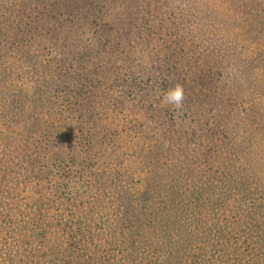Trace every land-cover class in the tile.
<instances>
[{
  "label": "trees",
  "instance_id": "trees-1",
  "mask_svg": "<svg viewBox=\"0 0 264 264\" xmlns=\"http://www.w3.org/2000/svg\"><path fill=\"white\" fill-rule=\"evenodd\" d=\"M93 1L0 0V10L13 14L17 7L29 5L45 15L47 27L54 31L49 24L55 16L81 5L87 8L86 16L94 17L96 27L106 28L99 22L108 18L106 4L118 0ZM243 1L244 8L246 4L249 7L244 9L248 16V9L262 8L257 23L263 33L264 0ZM146 2L121 3L126 10L138 14ZM231 2L234 7L242 3ZM185 12L184 21L188 23L194 13L187 8ZM116 23L119 22L110 19L107 29L115 30ZM38 30L33 27L23 32ZM135 31L144 47L150 43L145 41L151 40L149 30ZM125 41L120 37L117 44ZM184 44L179 41L177 45ZM187 46L190 47L189 42L184 48ZM139 50L142 52L143 47ZM172 50L164 62L153 63L156 70L169 73L161 88V106L152 113H142L137 124L145 139L155 141L150 145L153 148L146 163L141 158L145 151L141 146L135 150L138 159L129 163L132 169L135 164L142 172L149 168L156 173L148 178L143 174L141 190L134 189L133 173L123 166L126 151L117 143L118 132L115 137H100L103 128L109 131L108 126L95 129L82 117L78 135L69 130L66 133V118L64 131L52 133L54 121H50L45 106L51 103L44 93V99L22 92L7 97L10 110H19L12 115L14 122L26 118L27 125L23 128L25 144L16 145V155L9 145L1 150L0 264H264V65L259 79L249 68L250 77L232 88L222 78L220 69L214 70L209 64L211 70L205 69V64L196 69L189 63L188 52L183 55L181 48ZM24 51H18L19 56ZM98 52L99 48L90 47L78 57L84 68L82 75H77L78 80L94 74L88 69L89 61ZM177 56L187 70L177 71ZM215 60L211 57V62ZM129 68L111 75L108 90L120 95L107 105L104 91L97 89L106 77L97 82V92L89 103L94 120L108 119L111 112L122 114L128 106L131 114L137 116L130 121L136 126L141 100L128 98L127 92L147 77V69L144 65L135 68L132 63ZM14 74L12 66L0 67V94L6 93V80ZM176 84L191 94L180 108L164 102L165 93ZM34 87L38 86L34 83ZM82 100L83 107L87 101ZM114 101L118 106L111 108ZM114 115H109L112 124L116 123ZM179 133L185 136V142L178 141ZM195 135L199 136V143L192 147L191 137ZM36 137L45 143L33 146ZM160 137L167 143L156 144ZM172 162L180 163V169L185 171L174 178L176 184L179 181L183 186L180 193L176 189L174 196L163 193L167 174L162 171L165 163ZM67 167L73 175L65 173ZM86 184L95 188L94 192L90 189L91 199L101 198L98 205L94 200L90 210L82 209L84 202L77 205V196L69 195L73 189L76 193L81 191ZM64 197L71 200L62 201Z\"/></svg>",
  "mask_w": 264,
  "mask_h": 264
},
{
  "label": "rangeland",
  "instance_id": "rangeland-1",
  "mask_svg": "<svg viewBox=\"0 0 264 264\" xmlns=\"http://www.w3.org/2000/svg\"><path fill=\"white\" fill-rule=\"evenodd\" d=\"M94 1L96 2V0ZM145 1H147L146 4L142 6V9H139L138 14L126 10V7L122 5L124 0H118L117 3H107L105 12L108 18L99 21L100 24L106 25V28L102 29L94 25L93 16L85 15L87 8L81 5L73 10L61 12L60 16H55L49 24L55 28L54 31L47 27L48 21L45 22V15L39 10L38 12L33 11L29 5L25 6V9L17 7L13 14L0 10V67L12 66L15 68V74L6 80V93L0 94V157L3 155L1 150L4 145L11 146L16 155V145L25 144L23 128L27 125L26 118L14 122L12 115L19 110H10V105L6 104V101H10L13 94L17 92L31 94L30 97L37 99H44L41 95L44 93V96L51 103L45 106L50 114V121H54L51 127L52 133L64 131L66 125L63 118H66L69 122L66 133L73 131L75 135H78L81 128H78V125L84 122L82 117L88 119L91 122V127H95V129H102L104 125L108 126L109 131L103 128L100 137L107 136L106 139L115 137L114 134L118 132L117 143L121 149L126 151L123 166L133 173L131 185L134 189L141 190L144 175L148 178L156 175V173L149 168L146 172H142V169H136L135 164H133L135 169H132L129 163L138 159L135 150L139 146L145 148L141 158L146 163L155 141L145 139L144 134L139 132L137 124L142 119V113H152L158 105L161 106V88L164 79L166 80L169 74L159 69L157 72L154 62L159 60L161 63L164 62L165 57L171 55L172 49L181 48L183 52L180 53L183 55L188 52L190 65L197 67L196 69L202 64H205L207 70L210 69L209 65L214 67V70L220 69L218 71L223 73L222 78L232 88L245 80V77H250L249 68H251L255 78H260L264 65V32L262 33V26L257 21L259 20V11L262 8L257 6L254 10L248 9L250 15L248 16L244 10L248 6L246 4L244 8L243 0H241V4H237L235 7L231 2L232 0ZM249 3L251 6V2ZM185 8L194 13L193 19L188 23L184 21ZM110 19L119 22L116 23L118 26L115 27V30L112 29L113 31L107 29ZM139 20L140 22H138ZM28 23L32 24L30 29L35 27L40 30L29 33L23 32L29 29L25 26ZM137 29L150 31L151 40H145L150 42L145 47L136 34L135 30ZM18 32L22 33L19 34ZM113 34L117 35L116 38L112 37ZM106 37L109 39L107 40ZM120 37L126 38V41L124 44L118 45ZM179 41H185V44L183 46L177 45ZM191 41L193 43L190 44ZM188 42L190 47L184 48ZM90 47L99 48L98 54L91 56V61H89L88 69L93 70L94 74H90L89 79L80 77L78 80L77 75H82L84 71L83 64L78 62V57H81L85 49ZM142 47L143 50L140 52L139 49ZM260 47L262 49H259ZM20 50H25L24 55L19 56L18 51ZM211 57H216L217 60L211 62ZM174 58L179 63L177 71L188 69L181 65L178 56ZM131 63L135 68L144 65L147 69V77L142 82L137 81L138 86L131 91L128 89L127 92L128 98H134L136 101L141 100L142 107L139 106L138 112L140 118L136 122V126L135 122L130 121L137 116L134 117L131 114L128 106L122 114L114 115L113 112L109 114L116 117L115 124L110 122L111 116L109 115H107L108 119L94 120L89 107L92 94L97 92V89L104 91L107 98L105 105L110 103L112 99L119 97L120 94L108 90V83H110L111 75L115 71L120 69L121 72H126ZM105 71L108 73L100 75V72ZM105 77L106 81L99 88L97 82L104 81ZM113 82L114 79L111 84ZM34 83L38 86L37 88L34 87ZM70 84L73 86L70 87ZM47 85L49 86L48 90L46 89ZM97 86L98 88L95 89ZM9 95L10 98H7ZM190 95L188 92H184L185 97ZM81 97L87 101L83 107L84 101ZM114 104L118 106L117 102L114 101L111 108H114ZM58 118H61L59 122ZM68 130L69 132H67ZM201 133L199 134L201 135ZM37 138L32 142L33 146L45 143L44 140L43 142L42 140L37 141ZM77 138L76 140H80ZM191 138L193 139L190 144L192 147L199 143V136L196 137L195 135ZM179 140L185 142L186 138L179 133ZM65 142L69 145L67 141ZM159 142L167 143V140L160 137L156 144ZM151 144L153 145L150 146ZM208 147L205 148L208 149ZM167 163H165L166 168L162 171V173L167 174L163 180L167 188L163 193L174 196L176 189L180 193L183 187L182 182L178 181L176 184L177 179L174 181V178L185 171L182 172L180 169V163L177 165L174 162ZM69 171V167H67L65 173L73 175ZM86 180L87 177H84V181ZM29 184L33 186L32 183ZM88 188L89 186L86 184L82 186L81 191L76 193L73 189L69 193V195L77 196L74 199L77 205L84 202L81 206L84 210L87 208L90 210L94 200L98 205V200L101 199H97L95 196L94 199H91L93 193L90 192V189L94 192L95 188H89L88 192H83ZM99 193L101 191L96 194ZM63 199L65 200L62 201L71 200L70 197Z\"/></svg>",
  "mask_w": 264,
  "mask_h": 264
},
{
  "label": "clouds",
  "instance_id": "clouds-1",
  "mask_svg": "<svg viewBox=\"0 0 264 264\" xmlns=\"http://www.w3.org/2000/svg\"><path fill=\"white\" fill-rule=\"evenodd\" d=\"M184 99V88L180 84H176L173 88L167 90L164 95V102L173 105L175 108L182 107Z\"/></svg>",
  "mask_w": 264,
  "mask_h": 264
}]
</instances>
